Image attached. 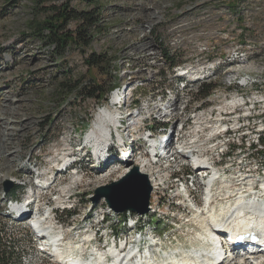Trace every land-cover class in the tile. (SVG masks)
I'll list each match as a JSON object with an SVG mask.
<instances>
[{"label":"rangeland","instance_id":"obj_1","mask_svg":"<svg viewBox=\"0 0 264 264\" xmlns=\"http://www.w3.org/2000/svg\"><path fill=\"white\" fill-rule=\"evenodd\" d=\"M232 1L234 9L228 7ZM100 2L104 5L100 16L104 30L95 35L88 52L104 53L111 58L113 68L110 75L97 72L95 69L89 70L82 62L78 49L70 48L64 57H56L51 49L42 44L37 37L32 36L28 30V22L35 19L37 11L44 10V6L67 3L69 7L81 10L85 8L81 0L44 2L38 9L30 0H0V102L7 105L5 108H9L6 113L0 115V131L4 129L6 133L4 135L6 142L4 138L0 140V209L6 203L4 200L9 190L5 191L4 187L13 185V181L28 182V175L32 170L35 171L33 161L41 163L42 172L51 174L50 168H54L58 161L56 159H60L61 155L76 153L82 145L84 146L80 151H83L86 146L85 136L97 120L95 116L98 109L106 104L107 107L103 108H112L109 99L115 100L113 96H117L116 90L109 93L106 102L75 99L73 95L63 92L59 86V83L67 78L63 70H68L71 80L81 76H85L86 79L93 77L102 88L109 86L112 81H117L116 89L118 88L122 94L131 91L133 97L127 96V106L132 105V99L139 103H135L137 108L133 111L135 114L139 113L137 125L135 124V129L138 130L136 136L140 135L142 119L147 118L148 121L145 123L149 125L153 123L157 125L156 121L168 119L167 116H162L163 109L157 110V105L161 103L162 107L163 102L159 101V98L154 101L153 96L170 92L169 99L186 98L192 101L191 107L203 104L206 107L204 112L208 115L213 110L212 107L226 105L227 101L236 100L240 93L246 92L256 101L254 109L249 113L246 110L252 109L253 106H247L245 111L248 116H240L238 122H235V119L240 110L227 120L231 125L251 124L254 128L253 134L251 138H229V142L237 143L240 140L244 143L253 142L257 140L259 134H263L264 137L262 117L264 0H100ZM72 27V24L69 25V28ZM163 49H168L174 54L173 58L177 63L175 66L183 64L182 68L186 70L190 64L212 63L214 68L212 73L209 72L211 75L208 81L216 84L218 88L205 100L196 98L198 87L187 94L184 91L176 95L171 90L173 87L177 88V79L173 77L175 74L172 73V67L170 68L162 56ZM211 69L209 66L202 70ZM241 78H248L250 84L237 90L236 87L240 86L238 81L242 82ZM136 86L139 87L134 93L133 89ZM125 109L127 111L126 103ZM154 116L158 119H154ZM126 121L124 120L123 124V134L122 131H118L117 124L108 123L111 138L117 140L119 136L129 137ZM127 139L128 144L131 145L135 141L134 146L138 145L135 139L139 138ZM255 149L261 150V146H255ZM91 151L93 152V149ZM249 156L250 151H241L238 156L226 159L228 176L240 178L239 176L248 175V167L251 168L260 162V154ZM93 157L95 159L94 152ZM54 160L56 161L52 164ZM240 160L243 162L242 166ZM84 162L85 165L75 166L79 170L77 175L71 172L54 173L52 194H48L46 190L38 195L39 200L43 198L44 201L42 208L61 213L58 215L59 223L64 225L68 236L71 230L69 226L79 220H91L96 222V226L102 225L105 219H102L101 214L105 215L107 221L105 226L109 225V228L117 232H128V225L123 220L127 217L135 218L133 213L115 215L108 208L110 213L107 214L108 209L102 199L96 202L92 209L90 208L93 190L113 181V178L104 177L105 171L94 169L91 166L93 162L91 157ZM184 162L186 163V159ZM238 166L242 167L241 175L233 173ZM110 168L113 169V166ZM145 171L154 176L159 175L160 178L164 177L167 183L160 187L156 195L150 196L148 210L151 206L152 212L138 216L140 218L137 220L135 218L136 222L141 226L149 224V229L160 235L157 239L160 238L161 241L169 242L178 236V239L173 241L174 246H178L177 240L183 245L189 244V239L194 236H190L182 229L185 228V223H181L182 226L179 224L182 229L181 233V229H178L182 234L179 235L171 228L169 222L178 219L179 216L189 218L192 211L187 212L189 209H186L182 213L183 207L173 203L183 206L191 198L199 200V191L203 193L202 186L199 185L192 194L181 192L180 197L184 201L180 198L170 199V196L164 194L167 191L166 187L173 185L174 176L170 175L178 172L176 167L168 163L161 168H154L152 171L148 168ZM179 172L186 174L187 166L185 164L181 166ZM180 177H183V174ZM239 183L234 181L233 185ZM216 186L223 187V184L218 183ZM242 186L245 187L244 191L248 188V185ZM19 187L17 197L12 199L21 202L27 197L29 189L20 185ZM185 194L190 196L186 197ZM219 199L223 198L215 199L216 203L213 202V205L220 203ZM63 203L66 206L68 203H74L75 208L70 210L58 208ZM188 224L190 225L189 222ZM0 238L2 243L10 246L14 252L15 259L9 264H57L50 258L46 259L36 254L35 238L27 225L4 219L1 214ZM244 261L249 260L245 258Z\"/></svg>","mask_w":264,"mask_h":264},{"label":"bare ground","instance_id":"obj_2","mask_svg":"<svg viewBox=\"0 0 264 264\" xmlns=\"http://www.w3.org/2000/svg\"><path fill=\"white\" fill-rule=\"evenodd\" d=\"M176 64L177 63L170 66L174 71H172V73L175 74L173 77L177 79V88L173 87L171 90L174 91L176 95H180L184 91H186L187 94L194 88L199 87L200 83L207 82L214 68L212 63L201 65L190 64L189 69L186 70L182 68L183 64L175 66ZM209 66L212 67L211 70H202ZM210 71L211 73L209 75ZM241 80L242 82L238 81L240 86L236 87L237 90H241L243 87L250 84L248 78H241ZM216 88L206 98H209ZM113 90H116L118 94L117 96H113L115 98L114 101L111 98L109 99L112 108H103L107 107V104L99 108L95 116L97 120L85 136L86 143L93 148L95 159L92 151L91 154L85 157V159L91 157L93 159L91 166L97 171H105L104 177L112 175L113 173L116 175V170H121L124 166L126 168L125 164L132 160L133 164L138 167L140 172L147 175L151 186L150 196L156 195L160 187H163L167 181L164 177L160 178L159 175H151L149 171L145 170L150 168L152 171L154 168H161L165 164L172 163L178 172H173L170 175V177L174 176L173 185L166 187L167 191L164 195L170 196V199L174 198V200H179L180 198L184 201V199L180 197L181 192H189L192 194L196 191L197 187L201 185L203 189L204 205L203 207H193L194 210L189 218H183L182 216L178 217V220H182V224L185 223L186 225L185 228L182 229H185L186 231H184L189 233L190 236H194L189 239V244L183 245L177 240L178 246H174L173 241L178 239V236H175L176 238L169 242L161 241L160 238L157 239V237L154 238L148 236L146 237L148 242L147 244H144L143 251L135 252V256H132L133 248L131 247L118 250L112 246L107 250L102 251V254H97L96 256L88 258V263L215 264V259H218L220 256V251H216L214 260L211 262L210 253L212 244L214 245L216 239L221 236H218V233L212 230L211 226L217 228L225 224L231 226L233 230L237 229L244 233L252 232L251 234L256 235L260 239V243L264 244V152L263 155L261 154V152L264 151V147L260 142L261 138H264L262 136L263 134H259L257 140L251 142L252 146H249V144L246 146L247 143H244L243 140H240L237 143L229 142V138H251L253 134L252 131L254 128L251 124L236 123L235 125H231L229 120H227L236 114V102H238V108L240 111L237 113L235 122L239 121L240 116H248L246 111L250 113L254 109V104L256 105V101L250 98V94L246 92L240 93L236 100L233 99L230 102L227 101L226 105L223 106L216 105V107H212L213 110H211L208 115L204 112L206 107L203 104L199 107H191L192 101H188L186 98L184 100H181L178 97L169 99L171 95L170 92L153 96L152 98L154 101L159 98V101L163 102L162 107L160 106L161 103L157 105V110L159 111V109H163L162 116H167L168 119L166 121H156L157 125L153 123L155 126H153V124L149 125L145 123L148 121L147 118L142 119L140 122V135L136 136L138 130L135 128L139 113L135 114L133 111L136 110L137 107L135 105L138 101L132 99V105L128 107L126 102L127 96L133 97V93L129 91L124 95L118 88H114ZM206 98L198 100H205ZM125 103L127 111L125 109ZM249 105L253 106L252 109H247L245 111V108ZM4 106L7 105H3L0 102V115L6 113L9 109ZM171 111L173 113H171ZM154 119H158V117L154 116ZM124 120H127L125 123L129 137L119 136L117 140L111 138V131H108V123L111 122L117 124L118 131H122L123 134L122 129ZM0 133V140H2L6 133L4 132V129L1 130ZM127 138H139L135 139L137 140L138 145L134 146L135 141L131 143V145L128 144L129 139ZM4 140L6 142V138H4ZM7 140H9V137ZM259 145L261 146V150L255 149V146L257 147ZM241 151H250V156L260 154V162L252 166V168L256 169V172H253L252 168L248 167V175L239 176L240 178H236L235 176L229 177L226 173L228 168L226 166L227 162L225 161L230 157L238 156ZM70 158V154L61 155L59 159L61 160L60 164L58 163L60 168L56 173L62 174L65 172H71L74 175L78 174L79 170L75 168V166L81 164L85 165V162H79L78 160L71 161ZM185 159L186 163L184 162ZM184 164L187 166L186 174H184V172H179L180 167ZM240 164L241 166L243 165L241 160ZM112 166L113 169L110 168ZM244 166L247 165L244 164ZM49 168L50 167H48V169ZM233 173L241 175L242 167L238 166L237 170ZM43 174V180H52L51 185L55 182L53 181L54 173L49 176H45L46 172H43ZM182 174L183 177H180ZM28 178V182L26 183L17 181L20 182L24 188L27 187V189H29L27 197L24 198L25 201L22 200L20 202L12 198L5 199L4 203L5 201L6 203L4 206H1L0 214L4 219H9L14 223L22 222L27 225L35 238L34 241L36 244L35 248L37 249V255L44 256L46 259L50 258L57 264H59L57 260L64 262L73 257L81 258L84 250L82 248H85L84 242H86L91 234L96 235L100 231H113L108 227L109 225L105 226L107 221L104 217L105 215L101 214L102 219H105L104 221L101 220L103 221L102 225L99 224L100 226H96V222L91 220H79L75 223L73 222V224L69 226L71 230L68 232L70 235L68 236L65 232L64 225L59 223L58 215L61 213L55 210L51 211L42 208L41 206L44 201L43 198L39 200L38 195L46 191L42 183L37 182L38 186L34 188L32 187V174H29ZM234 181L240 183L233 185ZM218 183L223 184V187L220 186L218 188L216 186ZM243 184L248 185V188L245 191V187L242 186ZM228 186L231 188H227ZM50 194H52V191H50ZM188 195L189 194H185L186 197ZM59 198L58 195L57 199ZM218 198L223 199H219L221 202L213 205V202L216 203L215 199ZM33 200L34 204H31ZM94 205L95 204L91 203L90 208L92 209ZM173 205L183 207L181 209L182 213H184L186 209H189L187 210L188 212L191 210L190 208L192 206L199 205V200L191 198L189 199V202L184 203L183 206L176 203H173ZM29 206L31 212L29 211ZM58 208L62 210H70L74 209L75 205L74 203H68V206H66L65 203H63L62 206ZM109 209L108 212H106L107 214L110 213ZM25 211H27V217L23 216ZM150 211L152 212L151 206L148 212ZM138 216L142 215H136V220L140 218ZM152 219L153 217L151 216L150 221H152ZM176 220L169 222L171 228L174 226ZM159 221L160 219H158L157 222ZM162 221L164 222V220ZM179 227L180 225L177 226V232L178 229H181V227ZM182 229L180 230V233ZM196 232L198 233L195 234ZM180 233L178 232L177 234L182 235ZM122 235L123 234L120 236ZM73 236H76V240H72L74 238ZM224 239L226 238L224 237ZM248 241L249 238H246L244 245L240 243L233 245L235 254L230 260L226 261V264H263L260 260H254L252 262L248 259ZM226 244L227 241L225 240L224 247L226 248V251L229 252L231 249ZM91 245L93 246V244ZM125 245V241H122L121 246L125 247ZM185 247L186 249H184ZM252 248L253 249L249 251L253 252L249 253H262L261 249L255 250L256 247ZM154 250L161 254H165V258L160 261H155L151 255ZM89 253H91V250H89ZM106 253L119 261H103L105 259L103 255ZM128 258L130 260H128ZM132 258L134 260H132ZM245 258L249 261L243 262ZM262 259L263 258H261V260Z\"/></svg>","mask_w":264,"mask_h":264},{"label":"trees","instance_id":"obj_3","mask_svg":"<svg viewBox=\"0 0 264 264\" xmlns=\"http://www.w3.org/2000/svg\"><path fill=\"white\" fill-rule=\"evenodd\" d=\"M30 1L38 9L44 2L54 3L57 0ZM81 1L85 6L81 10L69 7L67 3L60 5L50 4L48 7L44 6V10H41V12L37 11L38 15L35 16V19H31L28 22V30L32 36L37 37L42 44L51 49L56 57H64L70 48L78 49L82 62L89 70L95 69L97 72L110 75L111 68H113L111 58H108L104 53L88 52V48L95 35L104 30L100 17L104 5L100 0ZM228 7L234 9V2L232 1V4L228 5ZM71 24L73 27L69 28ZM173 55L168 49H163L162 51V56L169 66L176 63ZM63 73L66 74L67 78L59 83L60 89L73 95L75 99H91L96 102L100 100L107 101L109 93L118 87L117 81H112L109 86L102 88L101 84L93 77L86 79L85 76H81L78 79L71 80L68 70H63ZM137 87L134 88V93ZM216 87L217 85L210 81L200 83L196 98H206ZM260 142L264 147V138H261ZM263 152H261L262 155ZM19 189L20 187L16 184L11 185L6 196L10 198L17 197ZM14 257L12 248L2 243L0 238V264H9L11 260L15 259Z\"/></svg>","mask_w":264,"mask_h":264},{"label":"water","instance_id":"obj_4","mask_svg":"<svg viewBox=\"0 0 264 264\" xmlns=\"http://www.w3.org/2000/svg\"><path fill=\"white\" fill-rule=\"evenodd\" d=\"M131 165V161L126 164V168H130L118 180L96 187L91 202L94 204L103 199L106 206L117 214L147 213L151 186L147 175L139 172L137 166ZM9 188L10 186L4 187V190L7 191Z\"/></svg>","mask_w":264,"mask_h":264},{"label":"built area","instance_id":"obj_5","mask_svg":"<svg viewBox=\"0 0 264 264\" xmlns=\"http://www.w3.org/2000/svg\"><path fill=\"white\" fill-rule=\"evenodd\" d=\"M99 110V109H98ZM236 110H239L238 108V102H236ZM262 117L264 118V113L262 112ZM246 142V140H244ZM247 144H249V146H252L251 145V142H246ZM207 159V158H206ZM132 162V166L134 165L133 164V161ZM136 166V165H135ZM252 168V167H251ZM129 170V168H122L121 170H116V175H111V176H108V178H113L114 181L118 180L119 178H121L125 173H127ZM252 171L253 172H256V169L255 168H252ZM140 172V170H139ZM92 175H89V177H91ZM100 179H104V178H100ZM233 197V195H232ZM35 198H36V194H35ZM204 196H203V193H201V191H199V205L200 204H203L204 203ZM103 232V231H100V233Z\"/></svg>","mask_w":264,"mask_h":264}]
</instances>
